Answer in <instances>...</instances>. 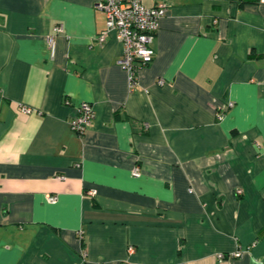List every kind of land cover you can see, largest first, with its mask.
I'll list each match as a JSON object with an SVG mask.
<instances>
[{
    "label": "crops",
    "instance_id": "1",
    "mask_svg": "<svg viewBox=\"0 0 264 264\" xmlns=\"http://www.w3.org/2000/svg\"><path fill=\"white\" fill-rule=\"evenodd\" d=\"M97 1L0 0V264H264V2L143 0L132 89Z\"/></svg>",
    "mask_w": 264,
    "mask_h": 264
},
{
    "label": "built area",
    "instance_id": "2",
    "mask_svg": "<svg viewBox=\"0 0 264 264\" xmlns=\"http://www.w3.org/2000/svg\"><path fill=\"white\" fill-rule=\"evenodd\" d=\"M264 2V0H262ZM96 7L106 14V29L97 37L99 43L104 44L110 33H115L124 44V53L119 63L129 74L130 87L136 88L139 83V72L148 66L155 58V38L160 30L161 21L166 16L169 6L166 1L153 6H147L143 0H98ZM65 30L63 24L54 27V33L48 38V43L55 54L56 36ZM166 80L159 79V84H165ZM235 105L234 101H228L227 105L219 111L218 118L225 117L228 109ZM27 113L32 109L24 108ZM95 117L94 106L90 102H83L79 107V113L72 120V128L79 134H84L92 124ZM134 176L141 175V168L136 166ZM239 195L243 189H237ZM56 196H49L50 202H55ZM83 238V231L79 232ZM246 251L238 249L231 253H218V259H235L242 257ZM84 255H86L84 253Z\"/></svg>",
    "mask_w": 264,
    "mask_h": 264
},
{
    "label": "trees",
    "instance_id": "3",
    "mask_svg": "<svg viewBox=\"0 0 264 264\" xmlns=\"http://www.w3.org/2000/svg\"><path fill=\"white\" fill-rule=\"evenodd\" d=\"M245 3H241V6H243ZM259 56H261V55H259ZM262 56H264V55H262Z\"/></svg>",
    "mask_w": 264,
    "mask_h": 264
}]
</instances>
